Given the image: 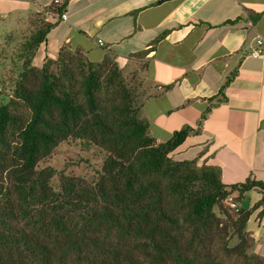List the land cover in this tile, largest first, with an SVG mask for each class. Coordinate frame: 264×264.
<instances>
[{"label":"trees","instance_id":"16d2710c","mask_svg":"<svg viewBox=\"0 0 264 264\" xmlns=\"http://www.w3.org/2000/svg\"><path fill=\"white\" fill-rule=\"evenodd\" d=\"M66 2L51 11L59 17ZM53 25L37 18L0 42L13 58L1 83L0 264H264L246 230L264 210V184H224L218 167L174 157L193 129L157 142L113 53L93 62L62 45L33 65ZM68 138L107 155L94 181L61 175L54 187V169L37 164ZM250 189L261 196L241 208Z\"/></svg>","mask_w":264,"mask_h":264},{"label":"crops","instance_id":"0c3cea01","mask_svg":"<svg viewBox=\"0 0 264 264\" xmlns=\"http://www.w3.org/2000/svg\"><path fill=\"white\" fill-rule=\"evenodd\" d=\"M54 5L0 0V38L31 30L39 15L54 25L33 65L56 58L62 45L93 62L113 53L122 71L138 72L139 115L157 142L183 126L193 129L174 157L218 167L224 184L247 177L264 184V47L261 56L249 54L264 37V0H67L65 19ZM260 196L245 192L247 208ZM246 230L252 251L264 257L261 207Z\"/></svg>","mask_w":264,"mask_h":264},{"label":"rangeland","instance_id":"374dc122","mask_svg":"<svg viewBox=\"0 0 264 264\" xmlns=\"http://www.w3.org/2000/svg\"><path fill=\"white\" fill-rule=\"evenodd\" d=\"M37 18H40V16H34L33 20ZM0 33H2V31ZM3 36L5 35L2 34V38H0V42L2 45L5 44V41H3ZM6 64H10L8 70H6L8 68ZM12 64L13 58L8 54H3L2 52H0V102H4L6 100V96L1 94V92H3L1 83H5V81H7L4 79V75L8 71L12 72ZM3 65H5V67ZM137 73L138 72H135L134 70H129L128 73H125L124 70L122 71V75L125 78L127 85L131 89H133L135 95L138 98V93L135 89L138 87V85H140L141 81H139V76ZM136 103H139L138 99H136ZM106 155L107 154L104 150L91 143L79 139L68 138L67 140L60 142L52 150L49 156L40 160L37 164V168H44L49 166L54 169V174L49 182L50 185L54 187L58 186L61 175L78 177L88 183L96 179ZM238 203L241 205V208H247L248 197L241 199ZM224 204L226 203L224 202ZM214 210L216 212L218 211L217 208H214ZM218 215L221 217L223 216L220 213H218ZM228 230V235L230 234L231 236L229 244L233 245L237 242L236 235L233 233L230 227H228ZM247 252H249V250H247Z\"/></svg>","mask_w":264,"mask_h":264},{"label":"built area","instance_id":"2783aa9c","mask_svg":"<svg viewBox=\"0 0 264 264\" xmlns=\"http://www.w3.org/2000/svg\"><path fill=\"white\" fill-rule=\"evenodd\" d=\"M52 2L54 4H60L61 3L60 0H52ZM60 18L65 19V13H61ZM98 42L100 43V40H98ZM263 47H264V37L258 36L255 39V46L251 49L249 54L252 56H261ZM229 204L231 206H235L233 202H229Z\"/></svg>","mask_w":264,"mask_h":264},{"label":"water","instance_id":"95a60500","mask_svg":"<svg viewBox=\"0 0 264 264\" xmlns=\"http://www.w3.org/2000/svg\"><path fill=\"white\" fill-rule=\"evenodd\" d=\"M161 1H163V0H158V2H161Z\"/></svg>","mask_w":264,"mask_h":264}]
</instances>
